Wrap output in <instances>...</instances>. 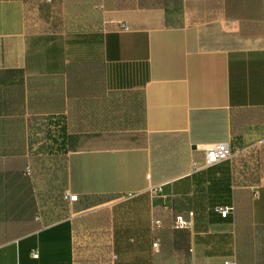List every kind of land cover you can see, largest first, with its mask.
<instances>
[{"label": "crops", "instance_id": "1", "mask_svg": "<svg viewBox=\"0 0 264 264\" xmlns=\"http://www.w3.org/2000/svg\"><path fill=\"white\" fill-rule=\"evenodd\" d=\"M106 244L264 264V0H0V264Z\"/></svg>", "mask_w": 264, "mask_h": 264}, {"label": "built area", "instance_id": "2", "mask_svg": "<svg viewBox=\"0 0 264 264\" xmlns=\"http://www.w3.org/2000/svg\"><path fill=\"white\" fill-rule=\"evenodd\" d=\"M123 30L128 31L129 28L127 27L126 24H122ZM204 152V166L203 168H209L212 166H215L217 164H220L225 161H229L234 157V151L232 148V145L230 143H220V144H211L204 146L203 148ZM202 167L199 166L197 163L193 164V171H199ZM27 175L31 176L32 175V168L28 167L27 169ZM63 199L66 202L69 203H74L78 201V196L76 195H71L70 192L65 191L63 194ZM217 211L220 213V215L223 218L228 217L231 213H233L234 208H229V207H219L217 208ZM37 219L39 220L40 217L38 216ZM156 226H161L160 221L155 222ZM191 226V223L189 221H186L182 216L176 217L174 227L176 229H185L189 228ZM108 243V242H106ZM154 247H158V243L154 244ZM100 250L93 249L87 258L89 260H86L87 258L82 256L80 253V250L78 249L77 255H76V260L75 264H94L93 259H90L92 256H96V261H100V264H113L114 259H116V256H114L110 251L108 244H106V248L104 251L99 252ZM34 258H38V255H34ZM101 259H104L105 262H103ZM227 264H233V263H227Z\"/></svg>", "mask_w": 264, "mask_h": 264}]
</instances>
